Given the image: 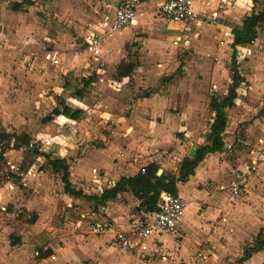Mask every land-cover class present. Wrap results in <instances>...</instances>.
<instances>
[{
  "label": "crops",
  "instance_id": "obj_1",
  "mask_svg": "<svg viewBox=\"0 0 264 264\" xmlns=\"http://www.w3.org/2000/svg\"><path fill=\"white\" fill-rule=\"evenodd\" d=\"M161 1L163 0H140L135 22L121 32L106 36L101 41L100 52L94 54L87 50L86 41L92 34L102 32L105 19L104 16H112L116 6L120 2V0L98 1V5L104 4L105 8L110 7V13L104 14L103 20H100L98 23L91 24V28L89 27V30L83 36L84 40L82 44L78 43V46H72V41L67 38V41L69 42L67 46L68 48H66L67 51L62 52L60 49L61 47H59V44L55 40L57 37L55 31H50L49 34L45 36L44 42L48 43V50L58 59L57 64H52L50 60L44 58V50H36V48H34V50H30L29 53H21L23 52L22 47L24 45H29L35 41L34 37H31L29 34V24L23 17H20L18 13L22 10L23 5L31 4V1L0 0V118H22L18 106H15L14 104L7 105V102H9V100H7V95L10 96L12 92L15 93L20 90L19 85L24 81L22 80L24 73L20 65L24 64V68L27 69L28 72L35 73V81L41 82V84L37 86V88H40H38L39 97L43 98V101L47 98H51L56 106L54 110H60L59 114L52 112V114L47 117L53 118L50 119V123L55 122L59 131L63 128L62 134H41L42 132H39L40 135L35 136V138L37 137L36 140H41V147L39 144V146H37L36 140H32L30 136V142L31 144H34V146L31 145L30 147H26L32 152L33 159L27 163H15L14 167L16 168H13L15 169L14 173H19L21 176L26 173L29 174V176H32V182L39 181L38 178L41 174L43 176L45 174L44 171H40L41 169L39 166L37 167L39 162L42 163L41 166H48L56 174L62 173L53 170L46 155H48L49 158L65 159L66 164L68 165L71 186L75 190H80L82 192L81 195L66 192L65 183L63 182L62 177L60 178L62 183L60 197L66 201L68 212L73 208V210L81 209V204L84 203V198L95 194H101L105 188L114 186L123 176H134L140 171L143 172L142 170H145L146 166L153 162L159 165L156 172L157 175L165 173L168 176L178 177L184 158L190 157L188 153V156H184L175 163V158L173 157L174 153H170L169 150L172 145H175L176 149L179 150L183 145L184 140H188L193 135L195 136L198 134L204 120L202 117L205 108L203 110L199 95L192 89L189 95H183L184 89L187 88L189 80L191 79L190 76H188H192L191 72H185L186 75L181 76L182 78L176 80L177 82L179 81L180 86L178 87L174 86L173 88H166L160 86L157 90L150 92L149 90H141V85L137 82H135L137 83L136 86L133 85L132 81L127 83L129 76H134V74L132 75L135 70L133 60L130 63L133 67L130 68L129 74L126 76L120 74L122 80L115 82L118 86L112 88L111 84V88H109V86L105 84L106 80H103V77L101 78L99 76L100 82L98 85H100L99 89L102 92H100V97H96L92 100L82 88L77 89V91L75 90V85L77 87L79 82L74 83L73 77L77 78L79 75H82V79H84L83 86L86 87V89H89L93 84L91 82L95 79V76L94 78H86V75L88 74L83 72L89 70L91 64V61L89 60L90 57H98L106 52V50H115L120 45H125L124 43L131 39L132 32L136 28L137 23H139V19L141 16L146 15V13H143L142 11V6L151 2H156L153 6L154 16L162 19L155 11V7ZM21 2L23 3L22 5L20 4ZM17 4L20 6L16 7ZM255 5H258V2L255 0H237L236 7L227 9V11L221 14L220 18L211 25H198L193 27L189 24L166 22L164 19L162 20L179 30L180 34L177 36L178 41H176V43L181 42L183 39L186 40L185 42L189 43L191 40L197 39L199 34L204 35L205 32L211 30L212 34L210 37L216 39L217 48L222 49L223 47L231 46L234 48V62L241 63V61H243L244 65H246L247 61L245 58L248 57L250 43L234 46L233 29L242 28L245 17L251 15L253 11L263 10H254L253 7L255 8ZM196 7L200 11H207L215 6H208L205 4L204 0H197ZM243 16L244 18L241 20V17ZM261 40L264 39L263 37L258 38L257 31L256 38L252 42L257 41L260 43ZM55 42L56 45L52 47L51 44ZM69 45H71L73 49L70 48ZM29 46L31 47V45ZM41 47H43V45ZM78 47L80 49H78ZM69 48L72 49V51L69 50ZM263 48L264 43L263 45H260L259 48L260 57L264 58ZM217 52H220V49H218ZM17 66L18 68H16ZM159 66H161V71H164V66L162 64ZM128 67L129 64L127 65V68ZM41 69H44L47 72L46 76L41 77L38 74ZM120 69L122 70L120 67L118 71H120ZM79 70L82 71L83 74L81 72L77 74V71ZM20 73L23 74L19 78L21 79V82L14 78V76L19 75ZM239 73L242 77V82L237 88L238 95L235 104L226 109L227 125L222 133L224 140L222 150L207 153L195 167L194 173L190 175L187 180H178L176 182L177 194L182 196L187 202L184 214L180 219V226L176 233L152 235L145 240L147 248L144 250L140 248L139 245H135L131 250H122L114 243V235L117 231L129 232L132 219L148 213V211H145L142 207L141 199L131 191H123L119 193L116 199L106 201L105 203H98L89 198V200L95 204L96 209H98L99 216H103L104 214L107 219V223H104L101 220V222L96 223L92 229L94 233H106L99 240L97 247L102 257L100 264H113L112 258L117 254H120L122 257L121 264H141L143 262L142 258L151 253V251H153L152 255H159L162 257V264H177L178 262L168 259L169 255H173L172 258L174 260H176L175 257L188 256L190 251L198 249L197 242L200 241V237L204 235L205 231H209L212 227H215L216 230L209 236L215 239L217 237L216 233L223 228L222 226H225L229 219H233L235 211L232 214L233 208H231V205H234V203L237 202L243 188L238 194H234L232 191V184L237 180L239 174L246 171L247 167H245V163L240 164L233 182H230L231 177L233 176L232 171H234L233 166H235L236 161L242 162L243 157L240 156L242 155L241 150H237V159L235 162H232L226 156L228 151L231 152L233 150V142L231 140L234 137L233 135H229V112L234 114L237 110V106L244 109V111L253 108L257 111L259 107L264 106V67L257 68L255 71L239 70ZM144 74H146V72L142 71L141 73H137L138 76H141L140 80L142 81ZM65 75L67 76V79H70V83L67 84L68 87H63V89L65 88L69 91V89L73 88L74 90L73 92L69 91L71 95H67V98L59 96V101L57 100L58 102H56L54 96H50L49 88L51 89V87H53L55 92L57 91L56 93L61 95L64 90L60 87V83ZM137 75L136 77L138 81ZM231 82L232 80H229L224 94L228 92ZM196 84L199 85V82H196ZM45 86L48 88L47 94L40 91L41 88ZM79 92H81L82 95H80ZM142 92L143 94H141ZM210 102L207 104L209 107ZM38 104H41V100L37 101L36 107ZM66 106H69L72 109L70 113L71 115L62 113ZM74 112L78 113L72 115ZM245 114H247V112ZM61 118L62 120H60ZM81 118H94L90 120H94L93 124L96 131L98 127L105 126V129L109 133V137L106 133L102 136L103 139H107V141L104 142L103 147L96 151V155L94 154L86 159L79 158L77 163L71 164L69 162V150L73 144L69 141L72 139L74 133L78 132L76 129L81 125ZM213 119L214 116L211 119L209 128L211 127ZM247 130L251 132L253 130L255 131L253 139H255L257 144L256 148L250 151L252 163L254 153L264 146V118H255L254 122L249 128H247ZM23 131L26 130H1L0 128V141L2 144L8 145V147L5 145V151L3 152L4 158L7 155H14L16 152L20 153L22 148L27 150L24 145H22L23 147L14 145L15 140L12 134L23 135ZM2 132L10 134L4 141L1 138ZM27 133L28 131L24 134ZM101 134L103 133L100 130L99 135ZM257 140L259 143H257ZM243 142L245 144L251 143L249 139H244ZM207 144H210L208 137L203 145ZM227 144L232 145V147L228 149L226 146ZM57 145L61 148L58 149ZM200 146L202 145H198V150ZM53 152L55 156L53 155ZM89 158H96L97 161H90V163L88 161ZM90 164L97 165V167L92 169L94 172L92 176L94 181L100 185V191L97 190L94 194H87L86 191L81 188L80 184L82 183L78 184L80 179L83 181L91 177ZM263 165L264 161L256 166V170L258 172L263 171ZM159 169H162L161 174H158ZM44 170H47V168L45 167ZM78 174H80L82 178L77 181ZM38 215L41 216V213L38 212ZM80 216L87 218L88 213L82 211L80 212ZM95 216L97 217L98 215ZM82 222H84L83 219H77L78 225ZM95 226L98 227V230H94ZM262 228L259 229L257 235H259ZM163 235L165 236L164 239L161 238ZM244 235L246 234L238 233L237 240L242 239ZM176 237H182V239L177 241ZM133 240L134 243L138 242V239L135 236H133ZM107 241H109V243H106ZM161 246H163L162 251H165L166 254L161 252L158 253ZM211 246L212 248L210 250L215 251V245L211 244ZM111 247L117 249V252L114 254L110 253ZM205 249H209V246L207 245ZM262 250L263 248L252 253V255L246 260H239V264H244L249 260L253 262L252 256ZM143 253H145V255ZM204 254L206 253H201V257ZM47 257H49V255L43 257V260H46L45 258Z\"/></svg>",
  "mask_w": 264,
  "mask_h": 264
},
{
  "label": "rangeland",
  "instance_id": "obj_2",
  "mask_svg": "<svg viewBox=\"0 0 264 264\" xmlns=\"http://www.w3.org/2000/svg\"><path fill=\"white\" fill-rule=\"evenodd\" d=\"M30 1L31 4L23 5L22 10L18 13L29 24V34L34 37L35 41L29 44L31 47L24 45L21 53H29L34 48L44 50L41 47L42 45L48 47V43L44 41L45 36L50 31L56 32L57 37L55 40L61 47V51H67L66 48H68L69 43L67 38L72 41V46L82 44L83 36L89 30L91 24L98 23L103 20L104 14L110 13V7L105 8L104 4L98 5V1L103 0ZM255 1L258 2V5H255V8L253 7L254 10L264 9V0ZM155 4L156 2H151L142 6V11L146 15L139 17V23L133 30L132 37L124 43L125 45H120L112 51L106 50L98 57H90L89 70L87 72L83 71L88 74L86 78H94L95 76V79H91L93 84L90 88L88 87L89 89L83 86L84 79H82V75L77 78L73 77V79L74 83L79 82L77 87L75 85V90L82 88L87 96L93 100L100 97L99 76L106 80L105 84L109 88H111V84L112 88L118 86L115 82L122 80L118 71L119 68L127 67L133 60L135 70L132 75L134 74V76L130 75L127 83L132 81L135 86L139 83L141 90H149L150 92L157 90L160 86L166 88L178 87L180 86L179 81L176 80L186 75L185 72H191L192 76L188 75L191 79L187 88L184 89L183 95H189L191 89L199 95L203 110L205 108L202 117L204 120L198 134L184 140L179 150L176 149L175 145L170 147L169 152L174 153L173 157L176 163L184 156H188L194 144L203 145L207 141L210 132L209 125L214 116L211 107L207 104H209L213 94H224L229 80H232L233 69L236 67L239 70L255 71L257 68L264 67V58L260 57L259 53L260 45H263L264 40H261L260 43L257 42L258 40L250 43L248 57L245 58L246 65L243 61L241 63L234 62V48L231 46L222 49L217 48L216 39L210 37L211 30L205 32L204 35L199 34L197 39L191 40L189 43L185 42V39L176 43L178 41L177 36L180 34L179 30L154 16L153 6ZM243 18L244 16L241 17V20ZM257 31L258 38L263 37L264 39L263 23ZM56 42L49 44L53 47ZM69 46L72 48L71 45ZM70 48L69 50L72 51L73 48ZM78 49L80 48L78 47ZM218 49H220V52H217ZM160 64L164 66V71H161ZM20 67L24 73L22 78L24 81L21 82V79H19L23 74L20 73L14 76L17 81L21 82L19 85L20 90L15 93L12 92L10 96L7 95V100H9L7 105L14 104L18 106L22 118H0L1 130H26L28 133L25 135H28L29 139L32 138V140H36L37 137L35 138V136H39V132H42L41 134H62L63 128L59 131L55 122L50 123V119L53 118H47L52 112H55V103L51 98L43 101V98L39 97V87L37 88V86L41 82L35 81V73L28 72L24 68V64ZM142 71L146 72L143 75V81L140 80L141 76L137 75ZM80 72L83 74L80 70L77 71V74ZM135 73L138 76V81ZM38 74L43 77L40 72ZM196 82H199V85ZM68 83H70V79H67L65 75L61 80L60 87L62 89L68 87ZM52 88H49L50 96H54L56 102L59 101V96L67 98V95H71L69 91L73 92L74 90L71 88L68 91L64 88V91L59 95ZM39 100H41V104L36 107ZM237 107L234 114L229 112L228 130L229 135L234 137L231 140L233 150L228 151L226 156L232 162H235L237 150H241L242 155L240 156L243 158L242 162L236 161L235 166H233L234 171H232L233 176L230 182H233L240 164L245 163L247 169L238 175L244 177L246 181L237 202L231 205V208H233L232 214L235 211L233 219H229L225 226H222L223 228L216 233L217 237L215 239L209 237L216 230L215 227L205 231L206 234L204 233L200 237V241L197 242L198 249L190 251L188 256L175 257L176 260H174L173 255H169L168 259L178 262L177 264H239L240 258L246 252L245 250L251 249L260 242L264 244V232L260 237L257 235L259 229L264 228V170L258 172L256 167H253V162L251 163L250 151L256 148L257 144L253 139L255 131L247 130L255 118H264V106L259 107L257 111H255V108L244 111L241 107ZM246 112L247 114H245ZM90 119L94 118L80 119L81 125H77L76 129L78 132L74 133L69 141L73 144L69 150V162L71 164L77 163L79 158L86 159L93 156L107 141L102 136L106 133L109 137L105 126L98 127L96 131L93 124L94 120ZM100 130L103 133L101 135H99ZM26 131H23V134ZM244 139H249L251 143L245 144ZM23 142V139H20V146L24 145ZM36 142L37 146L41 144V140H36ZM257 143H259L258 140ZM24 146L26 147V145ZM57 148L60 149L61 147L57 145ZM32 156V152L28 148L27 150L22 148L20 153L7 155L0 160V264H26V262L27 264H100L102 257L97 247L99 240L106 233H94L92 229L101 220L107 223L106 216L104 214L99 216L98 209L88 197L84 198L81 209L73 210V208L72 210L69 209L68 212L66 201L60 197L62 173H54L48 166H41V162L37 164V167L39 166L40 171H44L45 174L44 176L41 174L38 178L39 181L32 182V176L26 173L23 176L14 173L15 163L30 162L33 159ZM88 161L96 162L97 160L96 158H89ZM45 167L47 170H44ZM90 167L91 177L82 181L80 179L82 176L78 174L77 181L80 179L78 184L82 183L80 184L81 188L87 194H94L97 190L100 191L99 183H96L92 176L94 173L92 169L97 165L90 164ZM82 211L88 213L87 218L80 216ZM38 212L41 213V216L38 215ZM77 219H83L84 222L78 225ZM238 233L246 235L237 240ZM164 237L163 235L161 238L164 239ZM181 239L182 237H176L177 241ZM106 243H109V241ZM211 244L215 245V251L210 250L212 248ZM207 245L209 249H205ZM162 250L163 246L159 248L158 253H165ZM115 252H117V249L111 247L110 253L114 254ZM152 252L147 255L143 253L145 256H142L143 262L141 264H151V262L152 264H162V257L152 255ZM201 253H206L207 258L203 255L201 257ZM48 255L49 257L43 260V257ZM121 258L120 254H117L112 258L113 264H121ZM252 260L253 262L249 260L244 264H264V246L261 252L252 256Z\"/></svg>",
  "mask_w": 264,
  "mask_h": 264
},
{
  "label": "built area",
  "instance_id": "obj_3",
  "mask_svg": "<svg viewBox=\"0 0 264 264\" xmlns=\"http://www.w3.org/2000/svg\"><path fill=\"white\" fill-rule=\"evenodd\" d=\"M140 0H120L112 16H105L102 32H96L86 41L88 51L98 54L100 52L101 41L114 33L123 31L133 24L138 14V4ZM197 0H163L156 7V14L166 22L189 24L193 27L198 25L214 24L227 9L234 8L237 0H204L205 4L215 6L207 11H200L196 7ZM223 42V41H221ZM44 58L50 60L52 64H57L58 59L43 46ZM44 69L40 74L46 76ZM41 92L48 93V88L42 87ZM228 149L232 145H226ZM264 161V146L254 153L253 167ZM145 172V170H142ZM245 178L239 176L232 184V191L238 194L245 185ZM159 209L145 213L142 216L134 217L131 221L129 232L117 231L114 235V243L122 250H131L135 245H139L143 250L147 248L145 240L154 234H174L180 226V219L184 214L187 202L178 195L169 191H162L159 195ZM94 230H98L95 226ZM133 236L138 239L134 243ZM203 257H206L204 254Z\"/></svg>",
  "mask_w": 264,
  "mask_h": 264
},
{
  "label": "trees",
  "instance_id": "obj_4",
  "mask_svg": "<svg viewBox=\"0 0 264 264\" xmlns=\"http://www.w3.org/2000/svg\"><path fill=\"white\" fill-rule=\"evenodd\" d=\"M25 2H30L29 0H25ZM18 5V6H17ZM16 7L20 5L17 4ZM264 23V9L260 11H253L251 15H248L244 19V24L242 28H234V42L233 45H243L247 43H251L257 35V27ZM133 65L129 64V67H125L122 70L120 69L119 73L123 76L129 74L130 68ZM235 67V66H234ZM242 82V77L239 73L238 68H234L232 72V82L228 88V92L226 94H213L211 97L210 107L214 112V119L210 127V132L208 135V140L210 144L200 146L198 152L193 158L185 157L181 167L180 173L178 177L168 176L165 173L161 175H157L156 172L159 168V165L155 162L150 163L146 166L145 172H138L134 176H123L114 186L105 188L101 194H95L88 196V198L92 199L98 203H105L109 200H114L117 198L119 193L123 191H131L133 192L139 199H141V205L145 211L153 212L159 209V195L162 190L169 191L171 193L177 194V186L176 182L178 180L185 181L189 178L190 175L194 173L195 167L198 163L205 157L207 153L217 152L222 150L224 146L223 140V131L227 125V112L226 109L232 107L235 104L236 97L238 95L237 88ZM82 95L81 92H79ZM71 108L66 106L63 109L64 114L71 115ZM55 114H59L60 110L55 109ZM78 112H74L72 115H75ZM9 133L2 132L1 138L4 141L9 137ZM15 140L16 146H20V139H23V143L26 146H34L31 144L28 135H16L12 134ZM6 145V144H5ZM0 142V160L4 158L5 146ZM50 164L55 172H62V180L65 183V190L68 193L81 195L82 192L79 190H75L69 181V170L68 165L66 164L65 159L58 158H49ZM264 231V228L260 231L258 237L261 236V233ZM264 246L263 242H260L258 245L253 246L249 250H245L246 252L240 259V261L246 260L249 258L252 253L259 251ZM248 251V252H247Z\"/></svg>",
  "mask_w": 264,
  "mask_h": 264
},
{
  "label": "water",
  "instance_id": "obj_5",
  "mask_svg": "<svg viewBox=\"0 0 264 264\" xmlns=\"http://www.w3.org/2000/svg\"><path fill=\"white\" fill-rule=\"evenodd\" d=\"M197 150H198V145L195 144V145L191 148V150H190V152H189V156H190V157H194L195 154H196V152H197ZM161 172H162V169H159L158 174H161Z\"/></svg>",
  "mask_w": 264,
  "mask_h": 264
}]
</instances>
